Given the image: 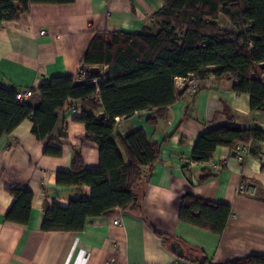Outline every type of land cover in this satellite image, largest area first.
<instances>
[{
    "label": "crops",
    "instance_id": "crops-1",
    "mask_svg": "<svg viewBox=\"0 0 264 264\" xmlns=\"http://www.w3.org/2000/svg\"><path fill=\"white\" fill-rule=\"evenodd\" d=\"M163 0H75L68 5H33L14 21L0 24V87L32 90L29 104L38 106L39 88L54 78L75 77L98 33H137L159 16H170ZM41 32H45L41 35ZM100 68L108 77L107 68ZM235 81L210 75L199 92L183 88L163 119L152 112L117 119L116 130L126 138L142 129L160 145L157 164L137 189L138 206L114 210L90 219L81 232L41 231L46 209L70 200L91 199V189L58 185L59 173L72 174L73 149L80 150L86 169L100 167L98 146L86 140L76 122L82 107L69 100L59 114L51 144L61 157L47 156L46 142L33 134L31 120L23 121L0 139V264H226L264 256V143L250 145L253 155L243 164L227 148H219L209 163L192 161L197 139L223 126L264 131V112L251 109V96L234 91ZM230 113L231 118L228 114ZM67 130H63V126ZM61 136L68 143L61 145ZM226 162L218 171L215 166ZM205 181H201L204 177ZM246 184L244 194L239 193ZM33 194L27 225L6 221L14 204L9 190ZM185 197L231 208L222 235L183 223ZM121 220V225L114 222ZM179 245V249L176 246Z\"/></svg>",
    "mask_w": 264,
    "mask_h": 264
},
{
    "label": "trees",
    "instance_id": "trees-1",
    "mask_svg": "<svg viewBox=\"0 0 264 264\" xmlns=\"http://www.w3.org/2000/svg\"><path fill=\"white\" fill-rule=\"evenodd\" d=\"M75 0H0V24L14 21L33 5H68ZM174 13L159 16L137 33H98L87 51L83 69L107 68L108 77L90 75L75 86L72 77H59L38 90L39 104L19 102L20 91L0 87V139L23 121L31 120L33 134L47 146L44 154L61 157L53 134L59 114L69 100L82 107L75 121L86 129V140L98 146L100 167L88 170L80 150L73 149V173H59L58 185L91 189V199L70 200L68 208L52 204L46 209L41 231L81 232L90 219L108 217L116 209L136 208L137 189L157 164L161 147L139 129L126 138L116 130L117 119L152 112V122L163 119L179 97L176 82L194 75L204 81L211 74L235 81L234 91L251 96V109L264 112V0H163ZM221 17L229 26L220 25ZM89 74V73H88ZM98 79L97 83L92 80ZM231 118L230 113H227ZM67 130V126H63ZM61 145L68 143L61 136ZM264 143V131L223 126L202 134L195 142L192 161L209 163L217 149ZM251 154L252 150H251ZM244 164V163H243ZM206 176L201 181L207 179ZM14 204L6 221L27 225L33 194L9 190ZM231 208L193 197L183 200V223L222 235ZM200 264H211L204 261ZM226 264H264V256Z\"/></svg>",
    "mask_w": 264,
    "mask_h": 264
},
{
    "label": "built area",
    "instance_id": "built-area-1",
    "mask_svg": "<svg viewBox=\"0 0 264 264\" xmlns=\"http://www.w3.org/2000/svg\"><path fill=\"white\" fill-rule=\"evenodd\" d=\"M45 32H41V35H44ZM90 79V74H88L84 69L81 70V72L75 77V83L76 82H88ZM94 83L98 82V79L92 80ZM202 79L197 76H190L187 79H179L176 82V85L178 88H183L187 94L190 96L196 95L199 90L201 89L202 85ZM34 92L32 90H25L20 91L17 94V100L19 102H28L33 98ZM151 118L155 117L154 113L150 115ZM236 158L240 163H245L250 157H251V148L250 146H239L236 149ZM226 162L223 161L221 164H218L215 166V169L220 171L225 167ZM246 190V184H241L239 188V193L244 194ZM115 225H121V220H117L114 222ZM172 264H187L182 262L181 260H175L172 262Z\"/></svg>",
    "mask_w": 264,
    "mask_h": 264
},
{
    "label": "water",
    "instance_id": "water-1",
    "mask_svg": "<svg viewBox=\"0 0 264 264\" xmlns=\"http://www.w3.org/2000/svg\"><path fill=\"white\" fill-rule=\"evenodd\" d=\"M260 68L264 71V64L261 65ZM88 73L90 75H92V76H97V75H100L101 74V70H100V68L95 67V68H91L90 70H88ZM83 84L84 83H82V82H76L75 83V86L78 87V86H82ZM233 155L235 156L236 155V152H233ZM176 247H177V249H179V245L176 246Z\"/></svg>",
    "mask_w": 264,
    "mask_h": 264
},
{
    "label": "rangeland",
    "instance_id": "rangeland-1",
    "mask_svg": "<svg viewBox=\"0 0 264 264\" xmlns=\"http://www.w3.org/2000/svg\"><path fill=\"white\" fill-rule=\"evenodd\" d=\"M220 25L223 26V27H228L229 23H228L227 20H225L224 18L221 17Z\"/></svg>",
    "mask_w": 264,
    "mask_h": 264
}]
</instances>
